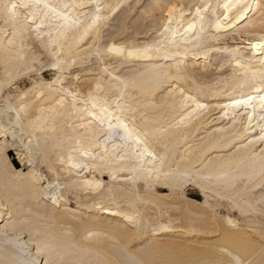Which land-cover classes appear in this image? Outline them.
Wrapping results in <instances>:
<instances>
[{
  "label": "snow or ice",
  "instance_id": "snow-or-ice-1",
  "mask_svg": "<svg viewBox=\"0 0 264 264\" xmlns=\"http://www.w3.org/2000/svg\"><path fill=\"white\" fill-rule=\"evenodd\" d=\"M0 264H264V0H0Z\"/></svg>",
  "mask_w": 264,
  "mask_h": 264
},
{
  "label": "bare ground",
  "instance_id": "bare-ground-1",
  "mask_svg": "<svg viewBox=\"0 0 264 264\" xmlns=\"http://www.w3.org/2000/svg\"><path fill=\"white\" fill-rule=\"evenodd\" d=\"M125 2H128V0H125ZM135 27H136V24L135 22H133V28ZM140 38L143 39V37H140ZM221 99H225V98L221 97ZM201 134H202V130L200 132L192 133L193 136H199ZM70 207L75 209V204L70 205ZM80 214L84 216L85 220H89V219L95 220L98 225H102L104 223L102 220L99 219V217H101L104 214L97 212L94 208L82 207L80 209ZM163 235L166 236L167 238H173V239L178 238L188 243H197V244H207V243L213 242L215 239L210 233L209 234L197 233L195 235L190 234V233H183V234L168 233V234H163Z\"/></svg>",
  "mask_w": 264,
  "mask_h": 264
}]
</instances>
